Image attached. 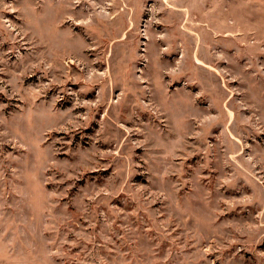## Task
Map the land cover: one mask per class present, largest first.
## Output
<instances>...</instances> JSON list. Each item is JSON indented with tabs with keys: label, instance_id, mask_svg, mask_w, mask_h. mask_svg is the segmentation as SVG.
I'll return each mask as SVG.
<instances>
[{
	"label": "rangeland",
	"instance_id": "374dc122",
	"mask_svg": "<svg viewBox=\"0 0 264 264\" xmlns=\"http://www.w3.org/2000/svg\"><path fill=\"white\" fill-rule=\"evenodd\" d=\"M7 264H264V0H0Z\"/></svg>",
	"mask_w": 264,
	"mask_h": 264
},
{
	"label": "crops",
	"instance_id": "0c3cea01",
	"mask_svg": "<svg viewBox=\"0 0 264 264\" xmlns=\"http://www.w3.org/2000/svg\"><path fill=\"white\" fill-rule=\"evenodd\" d=\"M2 258L0 257V264H7L6 260H2Z\"/></svg>",
	"mask_w": 264,
	"mask_h": 264
}]
</instances>
